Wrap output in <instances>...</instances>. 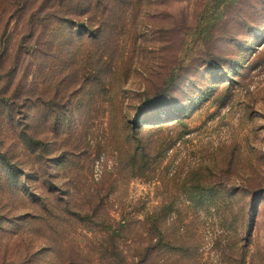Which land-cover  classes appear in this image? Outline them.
<instances>
[{
	"label": "rangeland",
	"instance_id": "rangeland-1",
	"mask_svg": "<svg viewBox=\"0 0 264 264\" xmlns=\"http://www.w3.org/2000/svg\"><path fill=\"white\" fill-rule=\"evenodd\" d=\"M60 5L0 0V98L24 83L35 57L19 48L26 20L35 9L43 16ZM123 9L115 15L120 48L113 52L117 68L107 75L109 94L85 91L71 98L59 112L63 123L46 130L38 117L30 121L50 149L39 169L10 153L21 162L27 197L23 205L14 200L1 176L0 264H137L159 222L170 240L165 242L175 247L155 253L161 262L264 264V0H139ZM72 16L78 26L87 20ZM52 19L36 34L53 32ZM39 88L54 97L53 85ZM159 91L175 99L146 114L177 105L185 108V127L170 123L154 134H185L160 153L155 171L140 176L122 169L112 144L128 138L129 119L143 129L137 109L145 92ZM109 95L116 101L112 111L104 101ZM4 103L0 99V126ZM40 109L32 112L37 116ZM17 113L28 114L25 108ZM8 148V139L0 142V149ZM189 179L206 200H196ZM185 196L196 204L189 207Z\"/></svg>",
	"mask_w": 264,
	"mask_h": 264
},
{
	"label": "trees",
	"instance_id": "trees-1",
	"mask_svg": "<svg viewBox=\"0 0 264 264\" xmlns=\"http://www.w3.org/2000/svg\"><path fill=\"white\" fill-rule=\"evenodd\" d=\"M60 1L62 5L59 8L48 9V13L43 16L39 15L37 9H35L36 11H33L26 20V35L20 42L19 48H25L26 51L24 52L32 53L35 57L29 62L31 66H26L24 83H21L16 88L14 86V89L11 88V92L7 93L8 99L4 97L5 95L0 98L5 101V107L1 111L4 114L5 124L0 126L2 134L0 142L3 143L5 139H8L9 143L8 149H0V181L2 180L1 176H6L4 179L6 186L4 188L7 191L9 190V195L10 192L15 193L13 198L19 203L24 201L27 193L24 195L25 185L21 180L22 172L18 170V165L21 162L17 157L27 158L29 164H33L39 169L42 161L48 158L50 153L48 143L42 140L40 132H36L33 127H30V121L38 117L43 123L42 128L46 130L51 123L55 125L58 122L63 123L65 116L58 117L59 112L64 108L65 104L70 103L71 98L78 97L85 91H90L92 94L99 92L109 94L107 85L111 81L108 80L110 77L107 75H113L117 68V63L113 62V56L115 55L113 52L120 48L117 34H114L119 24L115 15L118 14L119 8L124 13L123 7H126L127 4L130 7L135 2L136 4L139 2V0H80L81 3L71 5L66 3L65 0ZM41 7L43 8L44 6L42 5ZM72 14L87 16V20L85 23L81 22L79 27L75 23L76 19H74ZM50 15L51 17H49ZM48 17L54 18L52 20L57 25L56 29L53 32L44 31L36 34L39 25L50 24V20L47 21ZM58 47L63 52V63H61L59 74L55 68L57 67L55 55L57 54L56 52H60ZM46 51L49 52L44 56ZM15 52L16 50L12 49L9 55L14 56ZM4 53H8V51L5 50ZM18 66L16 65L15 70L18 69ZM10 72L12 76L15 71L11 69ZM29 75L32 78H29ZM46 84L53 85L54 97L49 93L47 94L45 89L39 88V86ZM119 88L122 89L124 87L121 86ZM2 94H6V91H3ZM162 94L163 91H159L155 95H149V92H145L143 107L137 109L136 115L146 125H143V129L140 128L139 130V127L134 126V122L129 119L127 126L129 128L128 138L121 145L112 144V151L114 154H118L122 169L130 170L133 174L143 176L148 170L155 171L157 168L155 162L159 158L160 153L171 149L185 134L178 133L175 135L174 132H171L170 136L154 134L155 131H159L161 128L169 127L170 123H173L174 129H177L178 126L185 127L183 121L185 115L182 114L185 108L177 105H175L173 110L169 106L166 111L160 114H146L151 106L172 104L175 97ZM104 101H106L110 111H112L116 104L115 99L109 95ZM175 104L177 103L175 102ZM39 107L41 109L36 116V112L32 111ZM18 108L26 109L28 112L25 115L26 117H18ZM54 114L56 115L55 117ZM140 132L144 133L141 134ZM147 133H150V136ZM76 150L72 149L69 153L77 155L75 153ZM15 152L18 153L17 157L10 154ZM124 157L126 158L125 161H123ZM39 176H43V174L40 173ZM187 182L190 184L188 187L189 191L193 196H197L196 200L203 202L207 199L203 195V191H199V187L193 185L191 179ZM90 196L92 197L91 194ZM182 200L188 203L189 207H192V204H196V201L186 196ZM166 209H164V212H166ZM162 215L157 217L158 220L156 219L155 221L159 222V220H162ZM165 220L164 223H166ZM168 220H170L169 224L175 225L176 220ZM159 224L160 222L157 224L158 234L151 236L147 246L145 248L142 247V251L138 253V259L135 257L137 264H166L161 262L160 256L154 258V256H157L155 253L160 252L159 250L163 246H166L167 250L175 248L172 244L165 242L170 241L166 239V227H164L163 223L158 226ZM176 227L178 230H183V227ZM112 253L116 256L120 254L119 252L116 253L114 249Z\"/></svg>",
	"mask_w": 264,
	"mask_h": 264
}]
</instances>
